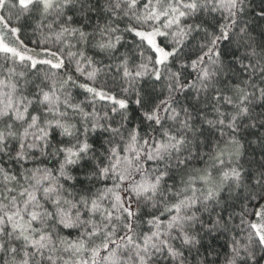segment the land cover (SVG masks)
Instances as JSON below:
<instances>
[{
    "label": "snow or ice",
    "instance_id": "1",
    "mask_svg": "<svg viewBox=\"0 0 264 264\" xmlns=\"http://www.w3.org/2000/svg\"><path fill=\"white\" fill-rule=\"evenodd\" d=\"M0 264H264V0H0Z\"/></svg>",
    "mask_w": 264,
    "mask_h": 264
}]
</instances>
